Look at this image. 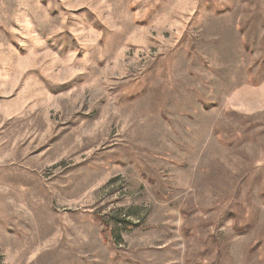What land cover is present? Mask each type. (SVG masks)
I'll return each mask as SVG.
<instances>
[{
  "label": "rangeland",
  "instance_id": "1",
  "mask_svg": "<svg viewBox=\"0 0 264 264\" xmlns=\"http://www.w3.org/2000/svg\"><path fill=\"white\" fill-rule=\"evenodd\" d=\"M0 264H264V0H0Z\"/></svg>",
  "mask_w": 264,
  "mask_h": 264
}]
</instances>
